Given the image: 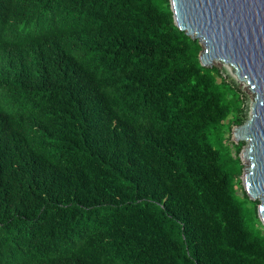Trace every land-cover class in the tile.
<instances>
[{"label": "trees", "instance_id": "1", "mask_svg": "<svg viewBox=\"0 0 264 264\" xmlns=\"http://www.w3.org/2000/svg\"><path fill=\"white\" fill-rule=\"evenodd\" d=\"M0 13V264H264L225 138L242 101L169 0Z\"/></svg>", "mask_w": 264, "mask_h": 264}, {"label": "water", "instance_id": "2", "mask_svg": "<svg viewBox=\"0 0 264 264\" xmlns=\"http://www.w3.org/2000/svg\"><path fill=\"white\" fill-rule=\"evenodd\" d=\"M169 6L178 30L202 47L200 65L229 66L252 93L249 119L232 137L247 144L240 156L249 162L241 184L258 201L264 227V0H169Z\"/></svg>", "mask_w": 264, "mask_h": 264}, {"label": "rangeland", "instance_id": "3", "mask_svg": "<svg viewBox=\"0 0 264 264\" xmlns=\"http://www.w3.org/2000/svg\"><path fill=\"white\" fill-rule=\"evenodd\" d=\"M202 49V47H201ZM211 67L217 69L219 71L220 77L222 79H224V81L226 83H228L235 91V93L238 96L239 99V104L241 105V101H242V105H241V112L239 114V118L242 120V123L235 125V124H230L226 131H225V138L227 139V137L229 136L230 138L228 139V148H229V152L231 154V157L233 158V163L232 162V166L234 168H236L238 165L242 166V173L243 170L245 168L248 167L249 162L243 158H241V153L244 151V149L247 147V144L245 141H242L240 139L236 140L232 137V133L233 130L235 128H239L241 125L245 124L246 121L249 119L250 116V112H251V103H252V93L250 92V90L248 89V87L246 86V84L242 81H239L238 78L236 77V75L233 73V71L231 70V68L223 63H220L218 61H213L211 63ZM241 99V100H240ZM232 119V117H230ZM232 125V126H231ZM230 128V129H229ZM238 152V159L234 156V153L236 151ZM236 160V161H235ZM242 173L240 175V177L238 178L240 181L238 182L237 186L238 188V195L239 197L246 198L247 199V208L250 211L252 208V202H258L257 200H250L247 196H244L242 191L243 190V186L241 184V176ZM258 206V204H257Z\"/></svg>", "mask_w": 264, "mask_h": 264}, {"label": "bare ground", "instance_id": "4", "mask_svg": "<svg viewBox=\"0 0 264 264\" xmlns=\"http://www.w3.org/2000/svg\"><path fill=\"white\" fill-rule=\"evenodd\" d=\"M1 14V13H0ZM27 27V26H26ZM23 32V31H22ZM19 33V32H18ZM21 36V35H20ZM14 38V37H13ZM18 38H19V36H18ZM16 39V38H15ZM4 40H6V39H4ZM8 40V39H7ZM12 40V39H11ZM24 40V39H23ZM22 40V41H23ZM9 41V40H8ZM15 42V41H14ZM7 43V42H6ZM8 44V43H7ZM14 46V45H13ZM8 47V46H7ZM4 48V47H3ZM7 50H9V49H7ZM3 51V50H2ZM16 51H17V49H16ZM15 52V51H14ZM5 56H7L6 54H4ZM9 55V54H8ZM4 57V56H3ZM6 58V57H5ZM8 58H9V56H8ZM2 60V59H1ZM9 60V59H8ZM7 60V61H8ZM18 60V59H17ZM4 62V60L2 61V63ZM4 66V65H3ZM4 69V68H3ZM1 97V96H0ZM9 111V110H8ZM12 113V112H11ZM11 180V179H10ZM4 181V180H3ZM18 264V263H17Z\"/></svg>", "mask_w": 264, "mask_h": 264}]
</instances>
